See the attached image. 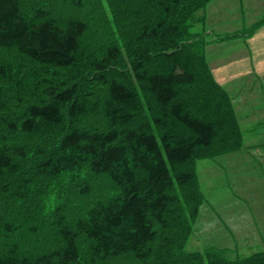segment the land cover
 Wrapping results in <instances>:
<instances>
[{"label": "trees", "instance_id": "16d2710c", "mask_svg": "<svg viewBox=\"0 0 264 264\" xmlns=\"http://www.w3.org/2000/svg\"><path fill=\"white\" fill-rule=\"evenodd\" d=\"M209 1L0 0V264H264L186 248L196 160L243 143Z\"/></svg>", "mask_w": 264, "mask_h": 264}, {"label": "rangeland", "instance_id": "374dc122", "mask_svg": "<svg viewBox=\"0 0 264 264\" xmlns=\"http://www.w3.org/2000/svg\"><path fill=\"white\" fill-rule=\"evenodd\" d=\"M197 16L201 19L194 23L193 30H205L208 34L206 58L213 73L218 62L225 64L245 44L242 37L219 41L213 38L212 33H233L264 19V0H210L207 6L197 11ZM243 80L261 83L264 76L258 78L252 74L226 81ZM224 86H227L226 83ZM236 92L233 93V103L243 133L242 147L215 158L196 160L198 180L205 200L200 204L186 243L189 250L225 247L231 258L264 250V87L258 85L253 92L256 98L263 101L258 99L247 107L254 109V114L261 115V118L241 117L243 114L236 104L242 94L237 95ZM254 141L258 145L243 150L247 143ZM70 174L66 173L60 181H65ZM50 199L51 203H55L54 194Z\"/></svg>", "mask_w": 264, "mask_h": 264}, {"label": "crops", "instance_id": "0c3cea01", "mask_svg": "<svg viewBox=\"0 0 264 264\" xmlns=\"http://www.w3.org/2000/svg\"><path fill=\"white\" fill-rule=\"evenodd\" d=\"M238 37L230 39L235 40ZM242 38V43L245 44L244 48L239 50L240 52L232 59L228 60L225 64L218 62L216 67L213 69V73L219 83L223 85L226 83L227 86L225 87L232 95H234L233 93L236 91L237 95L242 94L240 95V99L236 104V107H239V112L243 114L241 117L244 118L252 116L254 118H261V115L254 114V109L247 107L260 99L259 97L256 98L253 92L256 91V86L258 85H261L263 88L264 81L259 83V81L226 80L233 77H245L252 74H254V77L258 76V78L264 76V23L257 27L251 35L247 36L246 38ZM208 51H210L209 45ZM238 82L239 85H237ZM260 100L263 101L262 99ZM262 119L264 120V117H262ZM255 145H258V142L254 141L247 143L243 150H247L248 147H253Z\"/></svg>", "mask_w": 264, "mask_h": 264}]
</instances>
